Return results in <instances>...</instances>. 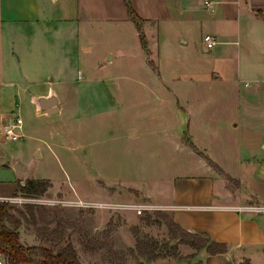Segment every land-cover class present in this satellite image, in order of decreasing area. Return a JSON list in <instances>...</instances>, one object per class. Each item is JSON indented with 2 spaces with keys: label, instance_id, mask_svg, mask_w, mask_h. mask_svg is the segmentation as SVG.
I'll list each match as a JSON object with an SVG mask.
<instances>
[{
  "label": "crops",
  "instance_id": "obj_1",
  "mask_svg": "<svg viewBox=\"0 0 264 264\" xmlns=\"http://www.w3.org/2000/svg\"><path fill=\"white\" fill-rule=\"evenodd\" d=\"M131 2L145 20L143 30L149 53L141 43L139 30L129 15L126 0H0L1 102H12L24 93L31 97L38 114H59V119L63 121L64 115L75 112V104H80L78 109L81 112L84 99H103L101 92L109 80L97 71L119 56L121 60L124 57L132 60L136 53L143 56L141 65L150 75L149 79L140 81L166 86L168 80L161 74L164 67L159 63L160 56L185 51L193 54L191 44L194 43L209 51L213 57L224 54L230 60L228 70L231 83L238 87L236 113L225 125L231 129L241 126L248 136L255 138L242 137L237 149H231L230 157L236 160V167L240 168L238 173L225 169L215 156L209 155L237 179V183H230L211 167L209 176H179L173 181H166V185L170 183L166 188L171 195L155 200L151 192L144 188L124 184L121 180L105 182L107 185L117 183L137 189L149 202L171 210L175 220L185 228L206 232L213 240L225 242L229 247L226 253L212 254L207 248L196 250L190 245L180 244V249H189V254L194 258L193 263L187 264H264V211L251 207L264 205V122L256 126L251 123L253 118H264V0ZM207 33L214 34L219 40L212 49H207L203 41ZM104 38L109 39L98 41ZM154 55L158 57L154 58ZM150 59L156 61L158 69L155 70H160L159 77L152 72L154 67ZM187 67L191 66L188 64ZM82 70L89 74L84 75ZM212 74L216 78L220 76L214 69ZM109 82L111 85L117 84ZM252 82L254 85L247 87ZM96 88H101V91ZM109 92L112 95L110 89ZM52 95L57 99L58 110L54 113L41 111L37 99ZM175 96L177 100L178 94ZM177 108L181 110L179 106ZM8 111L1 114L2 119L13 112ZM104 113L105 110H102L95 112V115ZM183 126L185 123L180 119L177 129L181 132V147L184 146V150L209 166L205 159L183 143L182 136L186 132ZM187 131L194 135L190 129ZM2 135L0 132V140H7ZM62 135L60 132L55 139L61 141ZM36 155L41 157L40 149ZM85 156L79 157L80 160L85 161ZM16 180H0V199H8L16 192ZM89 180L92 178H84V183L89 185ZM50 188L53 193H59L60 198L70 199V188L64 185L55 187L54 184ZM100 190L106 197L102 187ZM116 193L108 194L113 198ZM95 201L142 202L115 199ZM108 221L110 219H103V226Z\"/></svg>",
  "mask_w": 264,
  "mask_h": 264
},
{
  "label": "rangeland",
  "instance_id": "obj_2",
  "mask_svg": "<svg viewBox=\"0 0 264 264\" xmlns=\"http://www.w3.org/2000/svg\"><path fill=\"white\" fill-rule=\"evenodd\" d=\"M191 46L193 54L185 51L160 56L159 63L164 67V73L161 74L168 80L166 86L140 81L149 79L150 73L142 67L143 56L138 53L132 56V60L126 57L121 60L119 56L114 62H107L97 73L117 84L111 85L107 81L104 93L101 92L103 99H84L81 112L80 104H75V112L64 115L63 121L59 119V114H38L31 97L24 93L12 102L0 100V122L5 120L1 114L7 109L10 110L7 113L13 111L10 114H20L25 133V136L16 140H0V180L17 179L18 183L20 180L26 182L28 178L48 177L55 187L64 185L71 189L72 193L68 196L71 201H149L137 189L117 183L107 185L106 182L121 180L124 184L151 192L155 200H162L171 195V191L166 188L170 183L166 185L165 182L179 176H209L211 167L226 178L220 170L223 167L238 173L240 168L236 167V160L230 157L231 149H237L242 137L254 136H248L241 126L231 129L225 125L235 115L238 102V87L231 83L228 70L230 60L222 53L211 56L209 51L203 50L197 43ZM149 61L154 67L152 72L159 77L160 70H155L158 69L156 61ZM188 64L191 67H187ZM213 69L220 73L218 78L213 77ZM83 74L89 72L84 70ZM253 85L254 82L247 87ZM96 89L101 91V88ZM102 110L106 113L95 115V112ZM180 119L186 129L182 136L183 143L205 159L210 167L202 164L196 155L184 150V146L181 147V132L177 129ZM262 121L264 118H253L251 123L256 126ZM188 129L195 136L190 135ZM60 132L63 134L61 141L55 139ZM38 149L42 152L41 157L36 155ZM209 153L223 167L212 165ZM84 154L86 159L81 161L79 157ZM84 178H92L88 181L89 185L84 183ZM228 181L234 185L237 183L234 180ZM100 187L106 192V197L100 192ZM109 192L117 193L112 198ZM59 195L49 188L41 195H26L18 191L10 196L14 198L12 201L0 199L11 202L14 206L11 212L21 218L19 231L23 243L49 245L57 241L64 242L70 237L85 264H112V254L106 249L92 251L86 247V242L91 238L86 235L87 232L100 238L105 237L102 231L108 223L103 226V219L107 221L113 218L114 231L111 238L114 246L122 252L127 253V248L136 244L132 224H140L144 232L152 233L161 241L169 239L165 224H146L141 220L145 213L140 215L134 210L84 207L72 202L56 203L60 199ZM28 204L34 205L36 218L29 214ZM163 210L172 214L171 210ZM151 213L155 217L154 211ZM173 242L175 240H170V243ZM188 250L185 247L179 250L183 256L181 259L166 256L150 261L127 253L128 264L193 263L194 258ZM0 260L6 264L2 254Z\"/></svg>",
  "mask_w": 264,
  "mask_h": 264
},
{
  "label": "trees",
  "instance_id": "obj_3",
  "mask_svg": "<svg viewBox=\"0 0 264 264\" xmlns=\"http://www.w3.org/2000/svg\"><path fill=\"white\" fill-rule=\"evenodd\" d=\"M130 17L135 21L140 34V40L146 51L149 53L148 40L143 30L145 21L134 9L131 0H126ZM195 147V145L193 144ZM212 165L221 168L210 156H208ZM222 172L229 180H237L227 173L223 168ZM53 182L49 178H28L26 182H18V191L26 195H41L45 193ZM138 191V190H137ZM139 192V191H138ZM14 206L11 202L0 200V254L4 256L6 264H85L79 255L74 242L67 237L64 242L57 241L53 244H25L21 241L19 227L22 224L21 218L11 212ZM29 214L36 218L34 205L28 204ZM153 213L147 212L141 217L146 224L157 223L165 224L168 231V240L161 241L160 238L150 232H144L140 224H132L131 230L135 235L136 244L127 248V253L134 257H144L147 260H154L159 257L174 256L179 259L183 258L180 254V244H187L196 250L207 248L212 254L226 253L229 250L225 242L216 241L210 238L206 232L191 231L179 222H177L168 211L158 209ZM25 216V213H22ZM9 221L12 225H9ZM114 231L113 218L103 229L104 238L93 235L89 232L90 240L86 242L89 250L97 251L106 249L112 254V264H128V255L116 248L113 244L111 235ZM170 240L175 242L170 243ZM94 241V242H93Z\"/></svg>",
  "mask_w": 264,
  "mask_h": 264
},
{
  "label": "built area",
  "instance_id": "obj_4",
  "mask_svg": "<svg viewBox=\"0 0 264 264\" xmlns=\"http://www.w3.org/2000/svg\"><path fill=\"white\" fill-rule=\"evenodd\" d=\"M203 41L206 45L207 49H212L217 43L218 38L214 34L207 33L203 36ZM23 118L20 114H10L5 120L0 122V132L8 139L16 140L21 138L23 133ZM14 198L9 197L7 200L12 201ZM19 199H23V197H19ZM68 202L76 203L80 206L84 207H99V208H107V209H115V210H123V209H130L134 210L136 213L143 215L146 212H152L158 209H167L166 206H160L154 204L149 201H142V202H121V201H95V200H74L71 201L66 198L57 199L56 203H63L69 204ZM252 208L264 211V205L256 204L251 206Z\"/></svg>",
  "mask_w": 264,
  "mask_h": 264
},
{
  "label": "water",
  "instance_id": "obj_5",
  "mask_svg": "<svg viewBox=\"0 0 264 264\" xmlns=\"http://www.w3.org/2000/svg\"><path fill=\"white\" fill-rule=\"evenodd\" d=\"M37 101L41 111L54 113L58 110L57 99L53 95L48 97L41 96Z\"/></svg>",
  "mask_w": 264,
  "mask_h": 264
},
{
  "label": "bare ground",
  "instance_id": "obj_6",
  "mask_svg": "<svg viewBox=\"0 0 264 264\" xmlns=\"http://www.w3.org/2000/svg\"><path fill=\"white\" fill-rule=\"evenodd\" d=\"M0 264H4V263H2V261L0 260Z\"/></svg>",
  "mask_w": 264,
  "mask_h": 264
}]
</instances>
